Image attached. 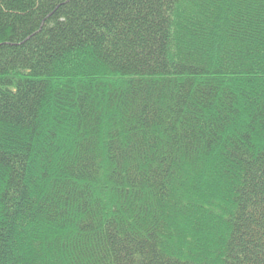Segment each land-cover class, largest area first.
<instances>
[{
    "label": "trees",
    "instance_id": "16d2710c",
    "mask_svg": "<svg viewBox=\"0 0 264 264\" xmlns=\"http://www.w3.org/2000/svg\"><path fill=\"white\" fill-rule=\"evenodd\" d=\"M0 264H264V0H0Z\"/></svg>",
    "mask_w": 264,
    "mask_h": 264
}]
</instances>
